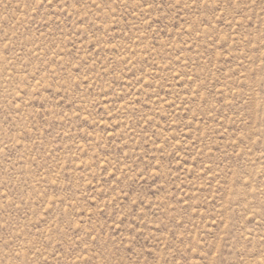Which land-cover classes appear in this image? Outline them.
Listing matches in <instances>:
<instances>
[{"label": "rangeland", "instance_id": "1", "mask_svg": "<svg viewBox=\"0 0 264 264\" xmlns=\"http://www.w3.org/2000/svg\"><path fill=\"white\" fill-rule=\"evenodd\" d=\"M0 264H264V0H0Z\"/></svg>", "mask_w": 264, "mask_h": 264}]
</instances>
